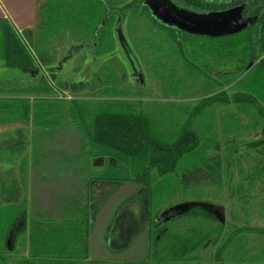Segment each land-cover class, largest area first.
<instances>
[{
	"label": "trees",
	"instance_id": "obj_1",
	"mask_svg": "<svg viewBox=\"0 0 264 264\" xmlns=\"http://www.w3.org/2000/svg\"><path fill=\"white\" fill-rule=\"evenodd\" d=\"M170 1L199 15L241 8L247 26L231 36L201 37L160 23L145 0H38L36 27L23 36L33 43L37 33L42 46L63 35L69 48H87L95 55L113 25L117 45L121 39L130 48L123 26L142 12L164 36L149 42L155 53L166 57L156 60L161 70L156 96L170 101L138 95L132 103L98 102L90 110L75 102L7 95L19 86L48 89L49 84L40 80L39 65L58 78L73 52L52 67L48 61L56 47L47 46L45 52L42 47L37 54L42 62L37 64L20 34L0 19V126L31 125L32 178L49 204L45 209L32 202L29 209L16 172L0 168V264H183L206 261L213 250L216 264H226L224 258L228 263L264 264V228L251 223L264 221V0ZM79 28L83 32H75ZM75 35L82 36L77 45ZM170 56H176V62ZM141 63L143 71L146 65ZM10 70L25 77L9 78ZM135 81L138 89H147L146 80L141 84L136 76ZM200 92L201 100L187 101ZM21 132L22 128L18 138L4 146L12 158L27 149ZM69 136L76 146L56 161L43 163L49 158L45 139L54 143ZM136 161H143L142 168L132 173L128 164ZM235 166L242 177L237 186L241 207L225 219L208 202L222 198L224 178L231 183ZM192 177H203L204 182L192 183ZM129 178L143 186L133 203L140 229H149L148 258L90 261L95 217ZM179 195L186 206L154 216ZM128 215L121 207L108 229L106 242L113 252L133 241L124 239L119 229Z\"/></svg>",
	"mask_w": 264,
	"mask_h": 264
},
{
	"label": "rangeland",
	"instance_id": "obj_2",
	"mask_svg": "<svg viewBox=\"0 0 264 264\" xmlns=\"http://www.w3.org/2000/svg\"><path fill=\"white\" fill-rule=\"evenodd\" d=\"M121 0H111L112 3L118 2ZM126 1V0H122ZM113 26V25H112ZM112 26L109 28L103 42L101 43L100 49L95 55L91 54L87 48L81 50H76L75 47L69 48L67 44V37L61 35L56 37L53 43L42 46L38 44V34L33 35L34 42H30L27 38L20 34L25 45L28 47L32 57L36 60V63L42 62V59L37 54L40 48H44V52L47 49V46L55 45L56 53H50L52 56L51 61L48 63L52 67L57 65L58 61L63 63V59L66 57V53L73 52L69 58V61L61 66V72H58V78H52L49 73H46L47 66L39 65L41 70L40 80L45 81L49 84L48 89H42L38 84L28 85L26 87L19 86L15 87L13 90L7 93L10 97H29L34 99L36 97H47L53 100H60L65 103L75 102L84 104L87 110L98 102L106 103H117V102H134L138 101V95L145 97L143 100H161V101H170V99H158L156 95H159V85L157 74L161 72L160 67L157 66L158 62L156 60L160 58H166L163 55L155 53L151 48L153 45L149 42L156 37L160 36L164 38L160 30L154 25L149 16L146 13L135 14L126 20L122 32L128 40L130 50H132V55L138 58L141 65L145 66V72H143L145 80L147 81V89H138L135 86L136 73L133 70V67L130 64L128 56L123 52L121 46L115 41V38L112 37ZM82 31V28L75 30V32ZM89 29H86V32ZM83 32V31H82ZM81 33V32H80ZM88 33H85L84 36H87ZM81 35H75L74 45H77L80 42H77ZM82 39V38H81ZM153 42V41H152ZM39 48V49H38ZM134 49V50H133ZM164 49V48H163ZM166 49V48H165ZM135 51V52H134ZM170 51V50H169ZM36 52V55L35 53ZM49 53V52H48ZM170 61L177 60L176 56H170ZM67 58V57H66ZM136 59V62L139 65V62ZM155 61V62H154ZM136 63V65H137ZM142 66V67H143ZM51 67V68H52ZM143 70V71H144ZM2 71L0 70V77ZM9 78L15 79L18 77H25V74L19 70H10ZM75 86L72 87V86ZM31 91H34L33 93ZM203 97V92L198 93V95L191 96L187 99L190 102H197ZM171 101H177V99H171ZM90 106V107H89ZM22 128L21 134H23L28 141V146L23 155L18 158H12L7 150L2 149V145L8 142L11 139H16L18 137L19 129ZM33 129L31 125L21 126V125H4L0 126V168L4 170L15 171L17 177L19 178L20 186L22 188L23 197L28 202V208L32 206V202L35 203L36 207L41 208L42 206L45 209L49 208V204L44 201L47 198L46 193L43 192V189L37 188V184L33 181V170L32 165V154H33ZM45 145L46 155H49L48 160H43L44 162L56 161L63 154L65 155L68 151V147L72 149L76 146V140L72 136L58 139L56 142H51L50 140L45 139L43 142ZM64 149H60L61 146H64ZM4 148V147H3ZM24 157H26L24 159ZM143 162V161H142ZM141 161L131 162L128 167L132 173L136 172L137 169L142 168ZM242 164L245 167H248L249 162L245 159L242 160ZM234 177L230 179L225 176L224 178V187L222 190V198L220 200H211L208 203L213 205V208L220 212L225 219H229L230 211L235 208L241 207V202L238 201V183L241 180L239 170L234 168ZM192 177L191 182L196 183L198 181H203V177ZM125 182H134L130 180ZM230 183V184H229ZM205 184V183H204ZM203 185V184H201ZM233 185V186H230ZM39 189L38 192H36ZM200 189V188H199ZM35 193V194H34ZM46 197V198H45ZM44 198V199H43ZM193 200V199H192ZM49 203V202H48ZM187 203L184 201L180 195L178 199H173L170 205L165 206L160 211L154 214L158 216L163 213L172 211V209L180 208L186 206ZM42 207V208H43ZM28 209V210H29ZM139 210H131L129 215L120 221L119 229L124 239L126 238H135L140 229L139 223ZM253 226L263 227V220H253ZM239 226L242 223L238 224ZM25 251V250H24ZM211 257L203 262H189L183 264H216L214 258V250L211 252ZM226 259V260H225ZM226 264H238L237 262L228 263L227 258H224Z\"/></svg>",
	"mask_w": 264,
	"mask_h": 264
},
{
	"label": "water",
	"instance_id": "obj_3",
	"mask_svg": "<svg viewBox=\"0 0 264 264\" xmlns=\"http://www.w3.org/2000/svg\"><path fill=\"white\" fill-rule=\"evenodd\" d=\"M152 16L160 23L178 30L201 37L219 38L242 32L247 24L242 20V9L237 8L224 13L199 15L177 8L170 0H145ZM119 44L128 56L136 76L141 84L145 78L130 48ZM137 63V65H136ZM143 186L136 182H126L110 194L100 207L89 235V260L101 262H145L149 254L148 227L133 239L124 250L113 252L108 248L106 236L118 210L130 199L138 196Z\"/></svg>",
	"mask_w": 264,
	"mask_h": 264
},
{
	"label": "crops",
	"instance_id": "obj_4",
	"mask_svg": "<svg viewBox=\"0 0 264 264\" xmlns=\"http://www.w3.org/2000/svg\"><path fill=\"white\" fill-rule=\"evenodd\" d=\"M38 8V0H0V19H6L18 34H23L36 27Z\"/></svg>",
	"mask_w": 264,
	"mask_h": 264
},
{
	"label": "flooded vegetation",
	"instance_id": "obj_5",
	"mask_svg": "<svg viewBox=\"0 0 264 264\" xmlns=\"http://www.w3.org/2000/svg\"><path fill=\"white\" fill-rule=\"evenodd\" d=\"M17 138H18V137H17ZM17 138H16V139H17ZM16 139H11V140H16ZM9 141H10V140H9ZM9 141H8V142H9ZM8 142L4 143V144L1 146L3 150H5L3 147H4ZM125 204H126V205H125L124 207L126 208V210H128L129 213H130V211H131L132 209H133V210H135V209L138 210V208H137V207L134 205V203H133V198L130 199V200H129L127 203H125ZM185 208H186V207H185ZM181 210H183V208H182ZM214 210H215V209H214ZM179 211H180V210H179ZM215 211H216V210H215ZM216 212H218V211H216ZM218 213H220V212H218ZM171 215H172V214H171ZM139 223H140V221H139ZM145 227H148V226H145ZM145 227H144V228H145ZM144 228H143V229H144ZM143 229L139 232V234L143 231ZM148 233H149V229H148ZM139 234H138V235H139ZM138 235H137V236H138ZM137 236H136V237H137ZM133 239H134V238H133ZM130 244H131V243H130ZM130 244H129V245H130ZM129 245H128V246H129ZM128 246H127V247H128ZM127 247H126V248H127ZM126 248H125V249H126ZM123 250H124V249H123Z\"/></svg>",
	"mask_w": 264,
	"mask_h": 264
}]
</instances>
